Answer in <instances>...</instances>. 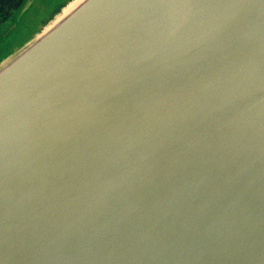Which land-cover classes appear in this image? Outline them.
Wrapping results in <instances>:
<instances>
[{
  "label": "water",
  "instance_id": "95a60500",
  "mask_svg": "<svg viewBox=\"0 0 264 264\" xmlns=\"http://www.w3.org/2000/svg\"><path fill=\"white\" fill-rule=\"evenodd\" d=\"M73 1L0 59V264H264V0Z\"/></svg>",
  "mask_w": 264,
  "mask_h": 264
},
{
  "label": "rangeland",
  "instance_id": "374dc122",
  "mask_svg": "<svg viewBox=\"0 0 264 264\" xmlns=\"http://www.w3.org/2000/svg\"><path fill=\"white\" fill-rule=\"evenodd\" d=\"M63 0H35L19 15L11 27H5L0 37V59L31 39L53 16Z\"/></svg>",
  "mask_w": 264,
  "mask_h": 264
},
{
  "label": "flooded vegetation",
  "instance_id": "af4514ba",
  "mask_svg": "<svg viewBox=\"0 0 264 264\" xmlns=\"http://www.w3.org/2000/svg\"><path fill=\"white\" fill-rule=\"evenodd\" d=\"M27 1H28V0H26V1L24 2V4H23L20 8H18V9H17V8H12V9H10L8 12H6L7 7H6L5 10H3V11H2V9L0 8V37L2 36V32H3L4 28L7 27V26H8V27H11V26H12V23L16 20V18H17L19 15L23 14V13L25 12V10H26L28 7H30V5H31V4L33 3V1H35V0H32V1L30 2V4L28 5V7H26V8L24 9V7H25ZM68 1H69V0H66L64 3L62 2L59 6H57V7L55 8L56 11H57L59 8H61V6L65 5ZM56 11H53V13L51 14V16H52L53 14H55ZM3 13H5L6 15L9 14V13H10V14H9L8 17L2 18ZM21 16H22V15H21Z\"/></svg>",
  "mask_w": 264,
  "mask_h": 264
},
{
  "label": "trees",
  "instance_id": "16d2710c",
  "mask_svg": "<svg viewBox=\"0 0 264 264\" xmlns=\"http://www.w3.org/2000/svg\"><path fill=\"white\" fill-rule=\"evenodd\" d=\"M25 1L26 0H0V8L3 11L7 7L6 12H8L12 8H17V9L20 8L24 4ZM65 1L66 0H63V3ZM9 14L6 15L5 13H3L2 18L8 17Z\"/></svg>",
  "mask_w": 264,
  "mask_h": 264
},
{
  "label": "bare ground",
  "instance_id": "6f19581e",
  "mask_svg": "<svg viewBox=\"0 0 264 264\" xmlns=\"http://www.w3.org/2000/svg\"><path fill=\"white\" fill-rule=\"evenodd\" d=\"M79 0H74L71 4H69L68 8H71L75 3H77ZM67 8V9H68Z\"/></svg>",
  "mask_w": 264,
  "mask_h": 264
},
{
  "label": "crops",
  "instance_id": "0c3cea01",
  "mask_svg": "<svg viewBox=\"0 0 264 264\" xmlns=\"http://www.w3.org/2000/svg\"><path fill=\"white\" fill-rule=\"evenodd\" d=\"M63 6H64V5H63ZM63 6H61V8H62ZM61 8H59L57 11H56V9H55V11H56L55 13H57Z\"/></svg>",
  "mask_w": 264,
  "mask_h": 264
}]
</instances>
